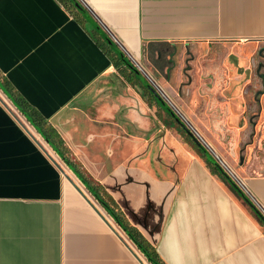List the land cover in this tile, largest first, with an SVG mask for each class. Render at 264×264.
Returning <instances> with one entry per match:
<instances>
[{"label": "crops", "instance_id": "0c3cea01", "mask_svg": "<svg viewBox=\"0 0 264 264\" xmlns=\"http://www.w3.org/2000/svg\"><path fill=\"white\" fill-rule=\"evenodd\" d=\"M77 1L0 0V264H150L81 180L164 264H264V225L202 157H150L168 115L117 57L205 144L264 132V0ZM259 147L236 169L214 150L264 216Z\"/></svg>", "mask_w": 264, "mask_h": 264}, {"label": "rangeland", "instance_id": "374dc122", "mask_svg": "<svg viewBox=\"0 0 264 264\" xmlns=\"http://www.w3.org/2000/svg\"><path fill=\"white\" fill-rule=\"evenodd\" d=\"M182 83H185V81ZM182 83H176L173 88L174 92H177L178 85ZM162 84L165 83H159L160 86H162ZM168 120L170 121L171 119L168 118ZM206 132L209 135V142L214 146L215 149H219L218 151H220V154L231 159V164L234 169H236L240 164H243L244 161L246 162L247 160L251 159L252 154H258L260 152L259 145L264 144V132L262 131H259V133L256 134L252 129L231 130L215 128L213 130L209 129ZM168 133L170 134V140L168 139V142H170L172 147L169 152L177 154L179 153L181 155V159H185L183 157L184 155H193L195 158L201 157L194 146L186 141L185 136L181 132L177 131L173 126L168 129ZM197 137L205 145V147L208 148L211 154L216 157L218 162H221L219 163L222 165L225 171L229 173V167L226 166L222 158L219 156L220 154L217 153L212 146L205 144L199 136ZM157 147L158 146L155 145L150 148L151 152L153 151L151 155H154L155 152L158 151ZM164 151H167V148H163V152ZM240 157L243 159L242 163L240 162ZM73 165L74 164L70 165L72 170H74Z\"/></svg>", "mask_w": 264, "mask_h": 264}, {"label": "trees", "instance_id": "16d2710c", "mask_svg": "<svg viewBox=\"0 0 264 264\" xmlns=\"http://www.w3.org/2000/svg\"><path fill=\"white\" fill-rule=\"evenodd\" d=\"M66 3L74 8L73 4L70 0H65ZM112 42V41H111ZM112 47L117 49L116 45L112 42ZM118 51V59L121 58V60L126 65H131L128 60H126L122 54V52L117 49ZM132 66V65H131ZM134 69V66H133ZM133 72V71H132ZM134 73V72H133ZM141 82L140 80H138ZM142 84V82H141ZM142 87L146 90H148L143 84ZM153 97V95H151ZM165 109H168L166 106ZM188 139L194 144L195 149L201 154V157L207 164V166L211 169L212 172L217 173L222 179H224L230 186H232L229 181L224 178L218 170V166L213 164L210 159L206 157V155L203 153V149L199 148L188 136ZM66 162V160H65ZM67 163V162H66ZM81 180V179H80ZM81 182L86 186L88 191L95 197V199L102 205V207L107 211V213L117 222V224L126 232L128 237L132 240V242L137 246V248L143 253V255L147 258L148 262L150 264H164L163 261L159 258L156 249L153 245H151L142 235L139 231H137L135 228L129 227L126 224L123 223V221L118 217L117 212L115 211L113 207V203H110L107 199V196L105 194L100 193L99 191H96L95 187H92L88 182H84V180ZM236 190V189H235ZM237 193H239L236 190ZM251 210L253 211L254 215L259 219L260 223L264 225L263 219L260 216V214L256 211V209L251 207Z\"/></svg>", "mask_w": 264, "mask_h": 264}, {"label": "water", "instance_id": "95a60500", "mask_svg": "<svg viewBox=\"0 0 264 264\" xmlns=\"http://www.w3.org/2000/svg\"><path fill=\"white\" fill-rule=\"evenodd\" d=\"M71 3L73 4V6H75L77 9H81L80 4L77 0H70ZM106 38V37H105ZM107 43L112 46V42L110 40H107ZM132 65V63H130ZM127 65L129 67V69H131L134 74L139 78V80L142 82V84L148 89V91L153 95V97L156 99L157 102H159V104L162 107H166L168 105V103L164 100V98L162 97V95L156 90V88L150 84L145 77L141 74V72L134 67L133 69V65ZM169 106V105H168ZM167 106V107H168ZM168 111V113L171 115V117L174 118V120L176 121V123L183 129V131L191 138V140L199 147L203 149V153L206 155V157L208 159H210L212 161L213 164L218 166V170L219 173L226 178L229 183L232 185V187L234 189H236L239 194L241 195V197L243 198V200L250 206V207H254L252 205V203L249 201V199L247 197H245L243 195V193L238 189V187L236 186L235 182L233 181V179L231 178L230 174L228 172L225 171V169L222 167V165L218 162V160L216 159L215 156H213L211 154V152L208 150L207 147H205V145L199 140V138L197 137V135L192 131V129H190V127L187 125V123H185V121H183L181 119V117L172 109V107H168V109H166ZM255 208V207H254ZM256 209V208H255ZM256 211L260 214V216L263 219L264 222V216L262 215V213H260L257 209Z\"/></svg>", "mask_w": 264, "mask_h": 264}, {"label": "flooded vegetation", "instance_id": "af4514ba", "mask_svg": "<svg viewBox=\"0 0 264 264\" xmlns=\"http://www.w3.org/2000/svg\"><path fill=\"white\" fill-rule=\"evenodd\" d=\"M147 92H148V94L149 95H152L148 90H146ZM154 98V97H153ZM155 99V98H154ZM156 100V99H155ZM158 104H159V102H158ZM160 105V104H159ZM161 106V105H160ZM162 107V106H161ZM162 109H164V112L168 115V117H166V120H164V122H163V129H165V133L163 134V135H167V143L165 142L164 143V148H167V151H164L163 152V149L161 150V149H159L160 147L158 146L157 148H158V151L157 152H155V154L154 155H151L152 153H153V151L151 152V150H150V152H149V155H150V157H153L155 160H157L158 161V163L161 165V166H165V165H168V164H170V163H168V161H166L165 162V157H166V160H167V157H169V156H181L179 153L177 154V153H171V152H169L171 149H172V147H171V145H170V142H168V139L170 140V134L168 133V129L170 128V127H174L177 131H179V132H181L184 136H185V139H186V141H188L189 143H191L193 146H194V144L188 139V135L183 131V129L176 123V121L174 120V118L173 117H171V115L168 113V111L164 108V107H162ZM168 118H170L171 120L169 121L168 120ZM172 125V126H171ZM166 133H168V134H166ZM160 134H162V133H160ZM159 134V135H160ZM172 137V136H171ZM173 138V137H172ZM151 147H153V146H151ZM150 147V148H151ZM149 148V149H150ZM195 148V147H194ZM197 151V150H196ZM198 152V151H197ZM199 153V152H198ZM199 155L201 156V154L199 153ZM181 161L180 162H178L177 163V169L179 168V167H181V166H183V159H181V157L179 158ZM152 165H155L154 163L152 164ZM159 165V166H160ZM158 166V165H157ZM155 168V167H154ZM153 168V169H154ZM142 235V234H141Z\"/></svg>", "mask_w": 264, "mask_h": 264}, {"label": "bare ground", "instance_id": "6f19581e", "mask_svg": "<svg viewBox=\"0 0 264 264\" xmlns=\"http://www.w3.org/2000/svg\"><path fill=\"white\" fill-rule=\"evenodd\" d=\"M193 131V130H192ZM194 132V131H193ZM195 133V132H194ZM196 134V133H195ZM197 135V134H196ZM220 162V161H219ZM221 163V162H220ZM224 166V165H223Z\"/></svg>", "mask_w": 264, "mask_h": 264}, {"label": "built area", "instance_id": "2783aa9c", "mask_svg": "<svg viewBox=\"0 0 264 264\" xmlns=\"http://www.w3.org/2000/svg\"><path fill=\"white\" fill-rule=\"evenodd\" d=\"M133 65V64H132ZM134 66V65H133ZM135 67V66H134ZM136 68V67H135ZM138 69V68H137Z\"/></svg>", "mask_w": 264, "mask_h": 264}]
</instances>
